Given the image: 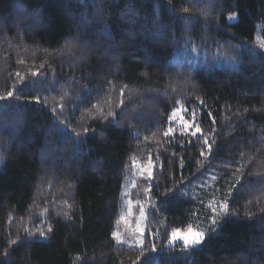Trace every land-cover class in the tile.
I'll return each instance as SVG.
<instances>
[{
	"label": "trees",
	"instance_id": "16d2710c",
	"mask_svg": "<svg viewBox=\"0 0 264 264\" xmlns=\"http://www.w3.org/2000/svg\"><path fill=\"white\" fill-rule=\"evenodd\" d=\"M262 45L264 0H0V264H264ZM134 161L142 248L113 236Z\"/></svg>",
	"mask_w": 264,
	"mask_h": 264
},
{
	"label": "rangeland",
	"instance_id": "374dc122",
	"mask_svg": "<svg viewBox=\"0 0 264 264\" xmlns=\"http://www.w3.org/2000/svg\"><path fill=\"white\" fill-rule=\"evenodd\" d=\"M18 19H23L25 21L26 15L21 14ZM35 22H38V20L37 19L32 20L30 24L31 23L35 24ZM72 50L76 51L78 49H76V46L73 45ZM41 72L43 73V76L47 77L44 70L41 69ZM28 79H29L28 76L23 77L24 82H26ZM46 82H48V77L47 79L37 84V87L38 86L43 87L46 84ZM54 85L55 83H54V80L52 79L51 87ZM43 89L45 88L43 87L42 90ZM51 98L54 101L55 97L54 98L51 97ZM47 101H49L52 107H54L55 109H59V105L57 106L54 104L55 101L52 102L48 98H47ZM63 101L64 100H62V103ZM66 102H68V100H66ZM16 109L17 108L14 107L13 111L15 112ZM174 113L175 115H172V122L174 125L172 128L173 132L174 130H177V129H182L186 132L196 130V127H194L193 123H191L192 128L190 130L184 127V123L187 121L184 118L182 109H178ZM97 114L100 115L99 111L97 112ZM7 134H9L8 131L5 132V135ZM5 135H3L2 142L5 140ZM150 163L151 162L141 164L138 161H134L133 164L131 165V168L127 170L128 174H126V182H125V186L123 188V192H122L121 200H120V209H119L120 213H119L118 221L114 227V233H119L121 239L125 240L126 243H118L117 240L114 238L118 244L126 245L128 247L142 248L139 244V241L143 240V247L145 245L146 233H147L146 232V218H147V211H148L147 209H148V205L150 204L148 201L150 190L147 189V186L152 181L151 178L149 179L147 177L146 170L148 169V166ZM151 170L153 171V167ZM141 185H143L144 187L140 188ZM39 189H40V186H39ZM41 190L42 189H40V191ZM59 192L61 193V184H58L57 189H55L56 195H55V200H53V202L59 199L58 197L60 195ZM39 196L41 197V195ZM57 211L58 210H55V214L57 213ZM141 211H143V216L141 215ZM45 213L43 212L44 216H42L41 218H37V221L35 224L37 231H40L41 226H43V229H47L46 228L47 220H46ZM139 230L143 231V235H141V232ZM46 231L47 230H42V232H46ZM185 234H186V230H185ZM177 243H181V245H183V241H180V240L172 241L171 235H170V244H177Z\"/></svg>",
	"mask_w": 264,
	"mask_h": 264
},
{
	"label": "snow or ice",
	"instance_id": "6c2138e0",
	"mask_svg": "<svg viewBox=\"0 0 264 264\" xmlns=\"http://www.w3.org/2000/svg\"><path fill=\"white\" fill-rule=\"evenodd\" d=\"M264 46V45H262ZM66 49L68 50L69 53H71L73 45L71 43H67L65 45ZM13 95V93L11 91L8 92V96L11 97ZM3 97H0V99H2ZM173 115H175V113H173ZM184 127L186 129H191L192 128V124L185 122L184 123ZM200 128L197 126L195 131L191 132L192 136H196L198 132H200ZM173 132V129L171 127H169V129L164 133L165 136H168L170 133ZM205 144L208 143V141L205 139ZM210 150V147H209ZM203 154V153H202ZM152 167L153 165L150 163L148 166L147 171V177L150 179L152 177ZM220 207L224 210L223 213H220L218 215H226L227 214V208L228 205L227 204H221ZM213 211L215 212V210L213 209ZM141 215L143 216V211H141ZM217 223V218L216 216L213 217L212 219V230H215V225ZM51 229H49L50 231ZM141 232V235H143V231L139 230ZM41 235H43V232H41ZM114 238L117 240L118 243H126L125 240L121 239L120 234L119 233H114L113 234ZM204 232L202 230H196L193 229L192 227H188L186 230V234H185V230L184 229H174L171 232V240L172 241H183V246L185 248H195L196 246L200 245L203 241H204ZM139 244L141 247H143V240L139 241ZM155 248V245H153V249Z\"/></svg>",
	"mask_w": 264,
	"mask_h": 264
}]
</instances>
